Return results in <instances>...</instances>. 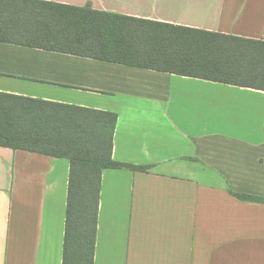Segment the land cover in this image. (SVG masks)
<instances>
[{
    "label": "crops",
    "instance_id": "1",
    "mask_svg": "<svg viewBox=\"0 0 264 264\" xmlns=\"http://www.w3.org/2000/svg\"><path fill=\"white\" fill-rule=\"evenodd\" d=\"M264 41V0H43ZM0 92L117 114L93 264H264V90L0 41ZM69 161L0 146V264H61Z\"/></svg>",
    "mask_w": 264,
    "mask_h": 264
},
{
    "label": "trees",
    "instance_id": "2",
    "mask_svg": "<svg viewBox=\"0 0 264 264\" xmlns=\"http://www.w3.org/2000/svg\"><path fill=\"white\" fill-rule=\"evenodd\" d=\"M0 41L264 90V41L43 0H0ZM117 114L0 92V146L69 161L61 264H93ZM241 200L264 196L231 191Z\"/></svg>",
    "mask_w": 264,
    "mask_h": 264
}]
</instances>
